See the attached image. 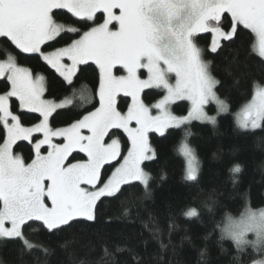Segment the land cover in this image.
<instances>
[{
    "label": "snow or ice",
    "instance_id": "1",
    "mask_svg": "<svg viewBox=\"0 0 264 264\" xmlns=\"http://www.w3.org/2000/svg\"><path fill=\"white\" fill-rule=\"evenodd\" d=\"M54 10H66L93 26L83 32L65 27L54 19ZM99 12L104 14L102 23L96 22ZM226 15L230 17L227 29ZM240 26L254 35L253 50L264 58V0H0V42L12 51L38 54L69 86L80 65L92 62L99 69V106L93 105L94 110L67 127L53 128L50 117L69 102L43 99L44 77H34L11 52L0 60V79L10 85L0 94V238L19 239L23 249L30 251L38 246L24 234L28 222H40L54 234L77 217L94 220L97 202L115 198L122 186L132 182H139L150 196L152 177L142 167L144 161L155 158L149 133L164 135L193 120L215 126L216 116L205 111L209 102L218 106V113L228 110L217 95L220 81L210 71L211 62L204 59L205 50L196 43L198 34L211 33L209 50L217 53L222 41L233 42ZM65 32L79 38L45 51ZM117 66L126 75H115ZM142 69L147 71L146 79L138 75ZM145 89H160L164 95L148 106L141 99ZM121 93L131 98L126 112L118 107ZM13 97L20 109L38 113L39 123L25 127L10 108ZM183 100L190 104L187 115H174L170 106ZM262 123L264 86L256 84L238 126L254 130ZM114 130H122L126 141L111 138ZM34 133L43 138L34 140ZM189 136L191 132L184 129V179L194 182L199 160L187 143ZM21 140L33 144L35 156L30 163L13 151ZM45 145L46 154H42ZM77 152L86 159L72 162ZM229 171L235 184L241 167L236 164ZM184 214L199 215L196 209ZM224 233L238 253L251 247L264 255V208L245 207ZM252 264H264V259Z\"/></svg>",
    "mask_w": 264,
    "mask_h": 264
},
{
    "label": "trees",
    "instance_id": "2",
    "mask_svg": "<svg viewBox=\"0 0 264 264\" xmlns=\"http://www.w3.org/2000/svg\"><path fill=\"white\" fill-rule=\"evenodd\" d=\"M54 12L56 22L65 27L83 32L93 26L64 10ZM103 18L102 13L96 14L97 23H102ZM229 22L230 17L226 15V29ZM77 38L78 35L65 32L45 51ZM196 43L205 50L204 59L211 62L210 71L220 81L216 92L228 105V113L218 116L215 126L193 122L179 130L169 129L164 135L149 133L155 158L142 167L152 177L150 196L145 195L138 182L122 186L115 198L97 202L94 220L70 221L54 234L40 222H28L23 228L24 234L38 247L28 251L19 239H0V264H251L262 257L251 247L238 253L233 243L223 237L222 227L226 218H237L245 207L264 208V123L253 131L239 130L234 116L252 99L254 85L264 86V60L253 50V34L242 26L233 42H221L217 53L209 50L210 33L198 35ZM8 52L34 76L44 77L46 99L71 100L68 107L51 116L53 128L67 127L98 107L99 71L95 65L79 66L69 86L39 55L12 51L0 42V60ZM8 89L7 81L0 80V94ZM82 90L84 99H81ZM163 94L161 90L149 89L143 92L142 98L150 106ZM117 103L119 110L127 111L128 98L119 96ZM10 108L25 127L39 121L38 115L21 111L16 99L11 98ZM171 109L175 115H185L188 104L177 102ZM184 129L191 132L187 143L199 160L198 179L194 182L184 179L185 161L179 153ZM114 131L113 137L122 138V143L126 141L121 131ZM32 146L20 141L13 151L30 163ZM74 157L85 159L81 154ZM236 164L241 171L234 184L229 170ZM189 209H196L198 217H187L184 213ZM42 248L48 252L44 253Z\"/></svg>",
    "mask_w": 264,
    "mask_h": 264
},
{
    "label": "rangeland",
    "instance_id": "3",
    "mask_svg": "<svg viewBox=\"0 0 264 264\" xmlns=\"http://www.w3.org/2000/svg\"><path fill=\"white\" fill-rule=\"evenodd\" d=\"M64 11H66V10H64ZM114 11H116L117 12V14H118V10H114ZM99 13H102V12H99ZM98 14V13H97ZM103 14V13H102ZM103 16H104V14H103ZM201 34H203V33H201ZM211 34V33H210ZM254 36V35H253ZM209 49H210V46H209ZM211 52V51H210ZM24 54H27V53H24ZM258 54V53H257ZM38 55V54H37ZM263 60H264V58H262ZM43 61V60H42ZM44 62V61H43ZM45 63V62H44ZM89 63H91V64H93L92 62H89ZM46 64V63H45ZM47 65V64H46ZM93 65H95V64H93ZM80 66H82V65H80ZM50 67V66H49ZM79 68V67H78ZM98 69V68H97ZM53 70V69H52ZM54 71V70H53ZM98 71H99V69H98ZM55 72V71H54ZM58 76H59V74L58 73H56ZM114 74L115 75H117V76H119V75H126V72L120 67V66H117L115 69H114ZM138 75L140 76V78L141 79H146L147 78V71L146 70H140L139 72H138ZM34 76V75H33ZM35 77V76H34ZM62 78V77H61ZM173 80H174V76L173 77H171ZM63 79V78H62ZM0 80H2V79H0ZM66 82V81H65ZM67 83V82H66ZM9 88H10V85H9ZM145 90H149V89H145ZM144 90V91H145ZM157 90V89H156ZM158 90H160V89H158ZM143 91V92H144ZM161 91H163V90H161ZM143 92L141 93V99L143 100V98H142V94H143ZM164 93V92H163ZM164 95V94H163ZM119 96H124L123 95V93H121V94H119ZM118 96V97H119ZM125 97V96H124ZM163 97V96H162ZM162 97L160 98V99H162ZM126 98H128L129 99V105L131 104V98L130 97H126ZM13 99H15L14 97H13ZM43 99H45V100H51V99H46L45 97H44V95H43ZM221 99V98H220ZM222 100V99H221ZM18 101V100H17ZM53 101V100H52ZM62 101H68L69 103H67L66 104V107H68L70 104H71V100L70 99H64V100H61V101H58L57 103H59V102H62ZM118 101V100H117ZM158 101V100H157ZM156 101V102H157ZM251 101V100H250ZM249 101V102H250ZM156 102H154L153 104H155ZM177 102H181V101H177ZM177 102H175V103H177ZM183 102H186L187 104H188V110H189V107H190V104H189V102L188 101H186V100H183ZM18 103H19V101H18ZM175 103H173V104H175ZM153 104H151V105H153ZM172 104V105H173ZM248 104V103H247ZM247 104H245L243 107H241L236 113H235V124H236V126H237V128L239 129V130H244V131H253V129H242V128H240L239 126H238V124H239V122L243 119V110H244V108H245V106L247 105ZM150 105V106H151ZM172 105L170 106V111L172 112V109H171V107H172ZM99 106V105H98ZM65 107V108H66ZM217 105L215 104V103H213V102H209V104H207V105H205V111L207 112V114L208 115H210V116H216V119H217V117L218 116H220V115H224V114H227L228 113V110L227 111H225V112H220V113H218V111H217ZM227 107H228V105H227ZM20 108V107H19ZM21 111H24V112H27L26 110H22V109H20ZM57 110H60V109H57ZM28 113H30V112H28ZM173 113V112H172ZM33 114H36V115H38L39 116V114L38 113H33ZM152 114L153 115H156L157 114V110L156 109H152ZM174 114V113H173ZM175 115V114H174ZM185 115H187V113L185 114ZM178 116V115H177ZM181 116H183V115H181ZM51 118V117H50ZM193 122H197V123H202V124H209V125H212V124H210V123H208V122H201V121H198V120H193V121H191L190 123H193ZM38 123H39V121H38ZM189 123V124H190ZM31 126H33V125H31ZM28 127H30V126H28ZM62 128H64V127H62ZM258 129V128H257ZM254 130H256V129H254ZM84 131V134H88L87 133V130L85 129V130H83ZM118 131H121L122 132V130H118ZM167 131V130H166ZM165 131V132H166ZM123 133V132H122ZM150 133H155V134H157V135H161L160 133H157V132H150ZM124 134V133H123ZM35 136H37L39 139H42L43 138V136H42V134H40V133H34L33 134V137H35ZM124 136L126 137V134H124ZM113 138H116V137H113ZM106 140H107V137H106ZM21 141H24V140H21ZM17 142H20V141H17ZM28 142V141H27ZM54 142H57V138H54ZM14 147V146H13ZM33 147V146H32ZM46 149H47V146L45 145V146H43V153L42 154H46ZM45 150V151H44ZM179 153L181 154V156L183 157V159H184V161H185V166H186V158L183 156V154H182V151H181V146H180V148H179ZM78 154H81V155H83L84 156V154L83 153H74L73 155H78ZM34 156H35V152H34V147H33V158H34ZM85 157V156H84ZM85 159H86V157H85ZM76 160H79V159H73L72 160V162H75ZM145 162H147V161H144L143 162V164L145 163ZM184 176H185V173H184ZM132 183H134V182H132ZM139 183V182H138ZM239 218V216L237 217V218H230V217H228V218H226V221H225V223H224V226L222 227V235H223V237L224 238H226V239H228L226 236H225V233H224V230L226 229V227L228 226V224L230 223V221L232 220V219H238ZM76 219H83V220H87L86 218H83V217H77ZM76 219H74V220H76ZM90 221V220H89ZM5 226L6 227H10V224H8V223H6L5 224ZM0 239H10V238H0ZM229 240V239H228ZM231 241V240H230ZM260 259H264V255H262V257L260 258ZM252 264V263H251Z\"/></svg>",
    "mask_w": 264,
    "mask_h": 264
},
{
    "label": "flooded vegetation",
    "instance_id": "4",
    "mask_svg": "<svg viewBox=\"0 0 264 264\" xmlns=\"http://www.w3.org/2000/svg\"><path fill=\"white\" fill-rule=\"evenodd\" d=\"M203 34H205V33H203ZM198 35H200V34H198Z\"/></svg>",
    "mask_w": 264,
    "mask_h": 264
}]
</instances>
